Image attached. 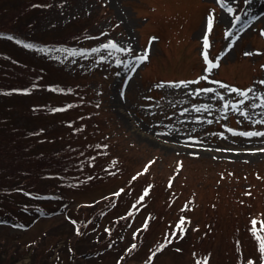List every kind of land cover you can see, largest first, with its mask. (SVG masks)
Instances as JSON below:
<instances>
[{
  "label": "rangeland",
  "instance_id": "1",
  "mask_svg": "<svg viewBox=\"0 0 264 264\" xmlns=\"http://www.w3.org/2000/svg\"><path fill=\"white\" fill-rule=\"evenodd\" d=\"M225 2L233 13L217 0H0V8H10L6 13L0 9V63L6 64L0 65V83L6 85L0 86L1 115L33 133L63 135L62 124L69 119H60L77 115V121V110L83 109L75 105V97L71 106L56 107L69 99L59 88L85 86L92 91L88 104L96 117L95 123L83 118L80 133L99 127L97 139L108 141L120 154L119 165L125 166L122 175L101 179L90 167L96 164H85L82 171L91 177L73 181L66 200L33 201L20 209L23 196H17L0 205V252L11 253L17 264H27L35 251L47 260L38 264H66L69 254L86 247L90 258H72V264H204L205 257L207 264H236L233 247L239 243L245 256L253 253L250 222L257 220L259 229L264 221V152L259 151L264 136L239 133L264 132V123H255L264 119V108L249 107L264 102V84L259 83L264 81V0ZM249 6L252 10H246ZM210 14L207 54L220 66L208 73L202 53ZM60 39L68 41L53 42ZM109 42L131 46L132 52L102 47ZM41 48L46 51H37ZM145 49L149 59L136 66ZM201 76L207 79L199 80ZM196 80L186 88L169 86ZM212 81L252 88L249 96L261 99L240 107L255 114L245 118L231 107L225 111V102L242 98ZM160 84L164 86L156 87ZM204 88L214 92L200 91ZM48 137L30 147V154L44 149ZM131 181H139L136 194L143 184L142 195L149 189L148 195L113 223L104 215L103 201L119 184L120 190ZM181 217L186 229L182 239L176 229ZM63 222L65 227H59ZM174 231L176 238L158 251ZM76 236L86 241L80 244ZM132 245L136 250L130 253Z\"/></svg>",
  "mask_w": 264,
  "mask_h": 264
},
{
  "label": "trees",
  "instance_id": "2",
  "mask_svg": "<svg viewBox=\"0 0 264 264\" xmlns=\"http://www.w3.org/2000/svg\"><path fill=\"white\" fill-rule=\"evenodd\" d=\"M0 9L5 10L6 13L10 8L4 6ZM79 21L80 20H77L75 22ZM67 41L68 39L53 40V42L60 44L66 43ZM1 64H3V67H6V64L0 63V65ZM15 75L14 80H18V74ZM2 79H5L8 82V85L12 86L9 84L8 79ZM76 85V83H69L65 86H60L59 88L62 94L69 96V99L64 100L59 104H55L56 107L63 108L65 106H71L73 103V97H75V105L78 108L83 109L81 112L77 110L80 116V119L77 121V115L72 118H70V115H66L60 119H69L65 120L64 125L62 124V127L65 129L63 135L60 133H51L53 136L49 135L48 137L47 135L45 136V134H41V132L35 133L37 130L33 133V128H27L21 123H10V121L0 113V205H7V201L14 202L17 196H23V200L17 204L20 209H24V203L28 205V203H33V201L66 200V189L71 187L70 184H72L73 181L84 183L91 177L88 172L82 171L85 169L87 170L88 166L85 165L87 163L96 164L95 166L90 167L96 169V174L94 176H98V178L101 179L112 176L117 172L120 173V175L123 174L125 166L119 165L117 159L120 158V154L116 152V149L112 145L106 144L108 141L104 143L101 139H97L100 135L98 132L94 131L100 129L98 126L97 129H87L85 132L80 133L79 126L81 122H83V118L91 123H95L96 115L90 112L92 106L88 104H91L90 99L92 91L85 86ZM0 86L5 87L6 85L0 83ZM6 107H9L7 110H11L10 106H2L4 109H6ZM44 110L43 114L46 112V109ZM5 114L7 115V113ZM46 131V134H48L50 130L46 129ZM35 134L41 135H39L38 138H35ZM101 135L103 137L104 134ZM43 137H48L51 140L46 142L44 149H39L33 154H30V147L38 145L36 143H38L39 140H43ZM105 145L107 147H105ZM132 174H130L129 177ZM138 182L139 181H131L128 186L120 190L119 188H121L122 185L119 184L115 190L106 194L111 195V197L104 199L102 210L104 215L109 218V220H112L113 223L117 221V218H121L120 216H125L128 208L136 206L143 201H141L139 197L142 195L144 185L142 184L136 194V186H138ZM116 193H119V195H116ZM42 196H48V198L46 199ZM127 202V206L123 209V206ZM151 216L154 218L155 214L151 212ZM69 221L65 222L72 228L73 224ZM150 221L151 219L147 222L150 224ZM27 225L28 222L24 224V226ZM59 227H65L64 222L60 224ZM68 232H72V229L67 231V234ZM144 232L145 229L142 227L137 235ZM250 236L253 238V235L250 234ZM76 237L80 244L86 241L84 238L80 240L79 236ZM234 242L236 243L235 238L233 239V244ZM254 242L255 246L251 249L253 253L247 256H245L246 254L243 251L241 243L233 247L234 252L236 250L238 254V261L236 264H247L249 259L255 261V264H259L257 242L255 240ZM45 248L43 250H45ZM73 249L75 250L76 247L71 246V251H73ZM85 249L88 250L87 247ZM130 249H132V247ZM87 250L76 252L74 255L69 254L68 262L66 264H72V258L76 260L89 259L90 253H88L89 251ZM135 250V248L132 249L130 253ZM13 257L14 256L11 253L0 252V264H17ZM32 257L33 258H31L27 264H38L41 260L44 262L46 260V258L42 256V253L40 254V252L37 251L33 253ZM120 264L123 263L120 261Z\"/></svg>",
  "mask_w": 264,
  "mask_h": 264
},
{
  "label": "snow or ice",
  "instance_id": "3",
  "mask_svg": "<svg viewBox=\"0 0 264 264\" xmlns=\"http://www.w3.org/2000/svg\"><path fill=\"white\" fill-rule=\"evenodd\" d=\"M217 3L220 5L221 8H224L228 13L231 14L234 12V9L231 6L227 5L225 0H217ZM245 3H251V0H245ZM36 6H38V5H36ZM236 19L239 20L240 17L237 16ZM212 25H213V18L211 17V14H210L209 19L207 21V32L205 33V35L203 37V44H204L205 52L202 53L203 58L207 64L205 71L208 73H211L213 69L218 68L220 66L219 60H217V62H215V63L209 61L208 54H207V49H208V47H210L207 33L211 31ZM229 35H230V33H229ZM8 39H12V37H8ZM152 39L154 40L155 37H153ZM16 42L22 43V41H19V40ZM23 46L25 48H28V49H31L34 47V45H32V44H23ZM102 47L105 49H112V50L119 51V52H132L131 46H129L128 48H123V47H120L119 45H117L115 42H109V44L102 45ZM57 50L59 51V49H57ZM37 51L44 52V51H46V49L41 48V49H37ZM93 51H98V49H93ZM111 54L112 53L110 52L109 55H111ZM253 54L254 53H252V52H245L244 53L245 56H251ZM255 54L259 55V53H255ZM73 55H74V53H73ZM148 59H149V50L145 49L143 55H138L136 57V61H137L136 66H139V64L146 62ZM262 67H264V65H262ZM133 70H135V69L133 68ZM206 79H207L206 76H201L199 78V80H206ZM199 80L169 82V86L175 87V88H180V87L186 88L188 86V84L199 83ZM212 82L219 84V87L226 89L229 94L236 93V95L238 97L242 98V99L238 100L236 103H232L231 101L225 102L223 104V109L225 111H227L231 107L233 111H238L239 114L244 116L245 118H250L251 115L255 114V113L250 114L249 112L242 110L240 107L241 105H245L246 102L250 99H261L260 96L255 95V94L251 97L249 96V93L254 92V90L252 88H249L247 90H240V89H237L235 87H230L226 84H223V83H220L217 81H212ZM259 83L264 84V81H260ZM163 86H164V84L156 85V87H163ZM200 91H203L205 93H211V92H214V89L204 88V89H200ZM25 94H27V93H25ZM216 95L219 97V99H221V100L224 99V97L222 95H220L219 93H217ZM121 96L123 97V93H121ZM207 107L208 106H204V110H207ZM249 107L252 109L264 108V102H262L260 104L252 103L249 105ZM62 110L63 109H54L53 111H62ZM196 111H200V109L198 108V109H196ZM261 115H264V113H262ZM208 123H211V121H208ZM255 123H264V119L257 120V121H255ZM233 134L236 135V133H233ZM239 135L240 136H257V137H260V136H264V132H244V133H239ZM105 147H107V146L105 145ZM259 151L264 152V148L259 149ZM113 163H115V162H113ZM151 163H153V162H150V164ZM147 168H148V166L146 165L145 171H147ZM142 174L143 173H139L138 175H142ZM133 179H136V177H133ZM170 186H171V182H170ZM150 187L151 186H149V188ZM148 191H149V189H145L144 194L140 197L141 201L144 199V196L148 195ZM246 194L250 195V193H246ZM116 195H119V193H116ZM73 223H75V222L73 221ZM250 223H251V227H250L249 231L253 235L254 240L257 242V252L259 253V264H264V235L261 234V233H264V221L259 222V225H260L259 229L257 228V224H258L257 220L252 219ZM184 224H185V218L181 217L180 221L176 225V229L181 233V235H180L181 239L183 238V234L186 231ZM147 227H148V222L146 220L145 224H144V229H147ZM80 234L81 233H80L79 229H77V235H80ZM175 238H176V232L174 231L172 233L171 238H168L167 236L165 237L166 242L164 244L160 245L158 251H163V249L165 247H167L168 244H170L172 242V240ZM135 247H136V245H132V249H134ZM132 249H129V251H131ZM177 251H180V250L177 249ZM154 256H155V253H153L151 256H149V258H148L149 262H151L153 260ZM197 264H200V262L198 261ZM204 264H207V257L204 258ZM247 264H255V261L249 259L247 261Z\"/></svg>",
  "mask_w": 264,
  "mask_h": 264
},
{
  "label": "bare ground",
  "instance_id": "4",
  "mask_svg": "<svg viewBox=\"0 0 264 264\" xmlns=\"http://www.w3.org/2000/svg\"><path fill=\"white\" fill-rule=\"evenodd\" d=\"M251 7H252V6L246 7V10H252ZM246 12H247V11H246ZM227 15H228V13H226V12H222V17H223V18L227 17Z\"/></svg>",
  "mask_w": 264,
  "mask_h": 264
}]
</instances>
